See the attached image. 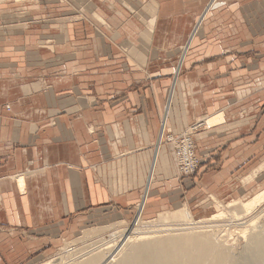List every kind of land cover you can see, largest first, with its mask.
I'll return each mask as SVG.
<instances>
[{"label":"crops","instance_id":"1","mask_svg":"<svg viewBox=\"0 0 264 264\" xmlns=\"http://www.w3.org/2000/svg\"><path fill=\"white\" fill-rule=\"evenodd\" d=\"M190 37L168 130L222 114L197 175L235 194L264 164V0H0V264L131 219L146 193L148 218L191 204L168 142L147 186Z\"/></svg>","mask_w":264,"mask_h":264},{"label":"bare ground","instance_id":"2","mask_svg":"<svg viewBox=\"0 0 264 264\" xmlns=\"http://www.w3.org/2000/svg\"><path fill=\"white\" fill-rule=\"evenodd\" d=\"M214 4L215 1L213 5ZM202 19L203 18H201V20ZM201 24L202 23L199 22V27ZM192 38L190 39L191 44ZM180 68L179 66L178 70H180ZM174 83L177 85V80H175ZM175 92L176 88L173 85L168 97V101H170L168 103L170 104L162 115L163 120L161 123L160 138L164 136L167 131L164 130V127L166 129L169 123L168 117H170L172 97H174ZM221 115L206 116L204 117L205 121H203V123H211L214 120H218ZM201 123L202 121L199 120L198 124ZM195 126H197L196 122ZM187 129L185 132L191 131V129ZM160 144L161 142L158 143L159 146L157 150L159 154L162 152V145ZM173 156L175 160L174 152ZM156 158L154 155L152 159L153 164L150 166L148 172L149 179L147 186L155 179ZM21 181L23 182L24 179L21 178ZM263 206L264 190L256 193L250 199L239 198L230 201L227 206L222 205L220 211L207 219L196 220L191 212L183 205L178 206L175 210L163 211L149 222L142 220L138 216L132 228L120 226L117 227L115 231L113 230L107 234V237H109L111 241L107 244L104 243L105 247H103V244L98 243V246L102 245L101 247H103L100 250L94 252L93 250L99 247H91V244L97 242L98 239H95V241L83 247L80 246V250L85 251L82 256L87 255L85 259H79L80 257L78 255L66 259L64 256L67 254H64L60 258L61 260L54 264H264V217H262V220H259V215L264 212ZM261 207L263 208L260 209ZM225 217L230 218L231 226L233 224L232 227L235 231L240 230L245 235L247 234V229L248 231H252L246 243L242 244L244 247L243 249L237 250L235 246L232 245V242V244H230L228 235H231L230 233L233 232V229H226L225 231L228 234H226V236L224 235L225 237H223V239H221L220 236H216L218 234H213L214 230L209 229V227L214 226V223L211 224L212 221L223 220ZM236 221L237 223H235ZM105 225L84 231V234L81 235V237H83L80 239L89 240L92 238L93 240V237L98 238L100 235L99 231H106V228H108ZM103 239L104 238L99 239L101 240L100 242H102ZM89 247L91 248L89 249ZM71 249L73 254L79 250H73L72 247ZM72 253H69L71 254L70 256H73ZM63 258L66 260L64 261ZM54 259L57 261L56 258ZM70 261L73 262L69 263ZM51 262L53 261L50 260L42 264H50Z\"/></svg>","mask_w":264,"mask_h":264},{"label":"rangeland","instance_id":"3","mask_svg":"<svg viewBox=\"0 0 264 264\" xmlns=\"http://www.w3.org/2000/svg\"><path fill=\"white\" fill-rule=\"evenodd\" d=\"M203 20V19H202ZM200 28V27H199ZM199 28L195 31V33L196 32H198V30H199ZM192 37H190L189 39H188V41H187V43H185V44H183V45H181L180 46V52H179V54L177 55V56H179L178 58H179V63H178V67H177V72H176V75H175V78H174V80L172 81V83H171V88L170 89H172V86L174 85L175 86V88L177 89V85H178V83H179V74H180V72H181V69H182V67H183V64H184V62L186 61V59L188 58V53H189V51L191 50L190 48H191V42H190V39H191ZM186 45H187V47H186ZM191 45V46H190ZM179 66L181 67L180 68V70H178V68H179ZM178 74V75H177ZM175 80H177V85H175ZM176 93V92H175ZM174 96H175V94H174ZM173 98V97H172ZM170 102V101H169ZM170 103H168V105H169ZM167 105V106H168ZM171 110H172V106H171ZM162 115H163V113H162ZM206 116H209V115H205V117ZM223 116L221 115V116H219V119L218 120H214L213 122H211V123H203V121H205V118L203 117V118H200L199 120L200 121H202V123L200 124V126H199V128H198V130L195 132V135H194V137H195V144H196V135H197V133H198V131L200 130V128L201 127H203V126H205V125H212V124H214V123H219L220 122V120H221V118H222ZM168 118H170V117H168ZM162 120H163V116H162V119H161V123H162ZM170 120H171V118H170ZM199 120L198 121H196V125L199 123ZM171 123H170V121H169V123H168V125L166 126V130H167V132H166V134H165V136H164V140H166V138L168 137V135H170V136H176V135H181V134H183V133H185V131H186V129L187 128H185L182 132H180V133H173V132H171V130L169 131L168 130V128H169V125H170ZM195 126V123H193V124H191L188 128L189 129H187V130H190L191 129V127L193 128L194 126ZM198 127V126H197ZM169 131V132H168ZM163 137V136H162ZM162 137L160 138V135H159V138H158V143H162ZM166 142H168V143H170V145H172V147H173V152H174V145H173V143L172 142H169V141H166ZM157 143V144H158ZM161 145V144H160ZM157 150H158V148H157ZM161 154H162V152H161ZM161 154H159V153H157V151H156V153H155V158H156V156H157V158H156V160H157V163H156V170H157V166H158V164H159V157H160V155ZM196 154H197V144H196ZM197 157H198V155H197ZM199 158V157H198ZM200 159V158H199ZM201 160V159H200ZM152 164H153V161H152V163H151V166H152ZM175 164H176V161H175ZM255 165V164H254ZM200 166H201V163H200V165H199V167L195 170V172H193L192 173V175H190L189 177H190V187H191V189H193L194 190V193H192V199H191V204L189 205V204H186V205H184L183 204V206L184 207H186V209H188L190 212H191V214H192V216L197 220H199V219H207V218H209L210 216H212L213 214H215V213H217L218 211H220L221 209H222V205L223 206H227L228 205V203L230 202V201H232V200H237V199H250L252 196H254L257 192H259L260 190H262V189H264L260 184H259V180L261 179V177L259 176V174L261 173V171H263L264 172V164L262 165V166H260V167H255L254 166V168H253V170H252V172L250 173V177L248 178H243L242 177V175H239L238 176V178L237 179H235L234 181H233V183L232 184H236V188H235V190H241V189H244L243 191H241V192H236L235 194H223L222 196H218V195H215V193H216V191L218 190V189H215V190H213V189H206L205 188V186H203V184L201 183V181L200 180H198L199 178H198V175H197V172H198V169L200 168ZM176 168H177V164H176ZM177 171H178V168H177ZM243 171V170H242ZM241 171V172H242ZM156 172V171H155ZM178 173H179V171H178ZM155 174V173H154ZM180 174V173H179ZM240 174H242V173H240ZM181 175V174H180ZM156 176V175H155ZM148 179H149V177H148ZM253 179V182H251V180ZM246 182H251L250 184V186L251 187H249V188H246V187H242L241 185H243V186H245V183ZM145 190H146V192H148V190L145 188ZM146 196H147V193L144 195V198H143V200L138 204V206L136 207V211H135V213H134V216H133V218H131V219H127V220H125V219H123V220H120V221H118V222H114V223H111V224H107V225H105L106 227H108V228H106V231L105 230H102V231H99V236H98V238L97 237H93V240H92V238L91 239H84V240H81L82 239V237H81V235H83L84 234V231H87V230H90L91 228L93 229V228H95L94 226L93 227H90V228H86V229H84V230H82V231H80V232H78L77 234H76V237H73V238H66V239H63L62 240V242H61V244L59 245V246H56V247H53L52 249H51V253L49 254V255H47L46 257H44V258H41V259H38V260H35L32 264H42V263H46L47 261H53V262H51L50 264H54V263H57V262H59L61 259V257H62V255H64V254H67L66 256H64V258H66V259H68L69 257L70 258H72V257H75L76 255H78L80 258L79 259H85L86 257H87V255H83L82 256V254H84V252L85 251H83V250H80V248L81 247H83V246H85V245H88V244H90L92 241H95V239L97 240H99V239H101V238H104L103 240H102V242H100L101 240H97V242H94V243H92L91 244V247H93V246H97V247H99V248H97V249H95V250H93L94 252L95 251H97V250H100L101 248H103V247H105V244H107V243H109V241H111V240H109V237H107V234H109L111 231H115L116 230V228L117 227H120V226H122V227H126V228H132L133 226H134V223L136 222V218H138V216H139V218H141L142 220H145L146 222H149L151 219H154V218H156L158 215H159V213H162V212H159L157 215H155V216H153V217H146L145 215H143V213H144V210H145V199H146ZM216 200V201H215ZM219 203H218V202ZM180 206H182V205H180ZM264 207V206H263ZM263 207H261L260 209H262ZM177 209V208H176ZM260 209H258V210H260ZM164 211H166V210H164ZM264 215V212L262 213V214H260L259 215V217L261 218H259V220H262L263 218L262 217H264L263 216ZM258 220V221H259ZM237 221H240V220H237ZM237 221L235 222V223H237ZM214 223V224H213ZM218 223V224H217ZM119 224V225H118ZM123 224H124V226H123ZM211 224H213L214 226H212V227H209V229L211 230H214L213 231V234H218V235H216V236H220L221 237V239H223V237H225L226 236V234H228L225 230L226 229H229V228H231V230L233 231V232H231L230 234L231 235H228V238L230 239V244H232L233 246H235V248L238 250V249H243L244 247H243V245L242 244H244V243H246V241L248 240V237H250V233H252V231H248V229L246 230L247 231V234L245 235V234H243L242 233V231H235L234 230V228L232 227L233 226V224H232V226H231V220H230V218L228 217H225V218H223V220H217V221H212L211 222ZM230 224V225H229ZM109 225V226H108ZM104 226V225H103ZM217 226V227H216ZM231 226V227H230ZM96 227H100V226H96ZM158 227V226H157ZM227 227V228H226ZM219 229H221V230H219ZM222 229H223V231H222ZM215 232V233H214ZM217 232V233H216ZM233 234V235H232ZM225 235V236H224ZM232 236V237H231ZM76 238H78V239H76ZM81 238V239H80ZM235 241H234V240ZM105 240H107V241H105ZM232 240V241H231ZM70 241V242H69ZM86 241V242H85ZM232 242V243H231ZM71 243V244H70ZM103 244L104 246L103 247H101V246H98L99 244ZM105 243V244H104ZM95 244V245H94ZM242 245V246H241ZM68 246V247H67ZM81 246V247H80ZM71 247L73 248V250H76V249H79L78 250V252L76 251V253H72V249H71ZM91 247H89V249L91 248ZM242 247V248H241ZM73 254V256H70L71 254H69L70 252ZM69 252V253H68ZM75 255V256H74ZM58 257V258H57ZM54 258H56L57 259V261L54 259ZM63 258V259H64ZM106 258V257H105ZM104 258V259H105ZM50 259V260H49ZM53 259V260H52ZM66 259H64V261L66 260ZM104 259H103V261H104ZM56 261V262H55ZM71 262H73V261H70L69 263H71Z\"/></svg>","mask_w":264,"mask_h":264},{"label":"built area","instance_id":"4","mask_svg":"<svg viewBox=\"0 0 264 264\" xmlns=\"http://www.w3.org/2000/svg\"><path fill=\"white\" fill-rule=\"evenodd\" d=\"M6 108L10 110V106H7ZM197 126H194L193 128L191 127L190 132H185L181 135H168L166 140H164L165 135L162 137V143L166 141L173 143L175 160L177 161L178 171L182 176L189 177L192 175V173L195 172L201 163V160L196 154V144L194 137L195 132L198 130L200 124H197ZM164 130H166L165 127Z\"/></svg>","mask_w":264,"mask_h":264}]
</instances>
